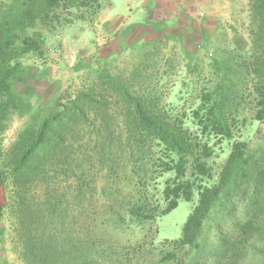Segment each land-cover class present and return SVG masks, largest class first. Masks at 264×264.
<instances>
[{"label": "rangeland", "instance_id": "rangeland-1", "mask_svg": "<svg viewBox=\"0 0 264 264\" xmlns=\"http://www.w3.org/2000/svg\"><path fill=\"white\" fill-rule=\"evenodd\" d=\"M89 2L61 3L45 19L16 32L17 42L37 32L43 45L17 58L19 66L8 96L20 97L22 108L9 106L0 130V171L4 172L0 264H43L36 250L29 262L25 251L28 235L52 237L54 246L67 251L63 256L68 264H84L80 259L73 261L72 253L79 255L88 245L93 254L89 264H220L210 252L220 236L235 232L225 210L226 217L214 214L206 221L200 252L185 247L176 250L173 258L162 259L165 252L174 250L170 241L180 237L186 216L197 202L195 190L190 201L179 200L176 208L153 220L140 223L126 214L129 201L137 196L151 205L159 202L163 208L162 189L174 177L172 170L163 167L166 162L173 164L174 154L147 137L144 154H132L128 145L121 153L115 145L106 149V159L99 157L95 148L107 136L106 127L100 125L103 120L111 124L116 142L119 138L124 142L129 135L123 122L127 103L119 94L107 91L101 106L85 102V117L77 124H67L61 154L58 148L50 151L58 159L50 162L48 152L41 151L36 167L43 170V179L35 178L30 170L15 183L10 163L15 145L36 130L44 115L69 105L79 93L98 92L112 81L117 88L146 98L157 113L197 134L200 127L194 111L205 94L212 92L215 98L219 78L231 74L227 59L241 61L240 57L251 52L255 23L250 0ZM204 15L200 24L198 19ZM234 90L237 110L228 115L232 137L199 133L213 149L206 159L211 177L202 179L206 185L216 182L234 141H246L253 152L263 142L264 120L254 118L251 83L242 78ZM93 98L100 102V96L93 94ZM111 155L112 163L107 160ZM190 163L189 159L184 180L194 178ZM18 193H24L32 211L41 214L30 226L18 212ZM248 194L242 185L226 197L235 219L243 217ZM121 217L120 223L114 221ZM240 263L251 264V257L245 254Z\"/></svg>", "mask_w": 264, "mask_h": 264}, {"label": "trees", "instance_id": "trees-1", "mask_svg": "<svg viewBox=\"0 0 264 264\" xmlns=\"http://www.w3.org/2000/svg\"><path fill=\"white\" fill-rule=\"evenodd\" d=\"M76 1L0 0V130L8 107L22 108L20 97L8 96L11 80L19 66L17 58L29 50L37 51L43 45V37L37 32L24 36L19 42L16 40V32L24 31L37 20L48 17L53 7L61 3L75 4ZM87 1H90L91 5L98 2V0H85V3ZM250 9L252 21L255 23L251 36V52L240 57L241 61L230 60L232 57L227 59L226 67L231 74L224 73L215 88L218 90L215 98L212 99V92L205 94L204 102L194 111V117L200 127L197 134L191 133L183 124H176L167 119L165 114L162 116L157 113L146 98L121 90L114 82L109 81L108 87L98 92L79 93L69 105H61L55 111L44 115L36 130L30 136H23L20 143L15 145L14 161L10 162L13 164L15 183L21 177L26 178L30 170L33 171L31 174L35 178L43 179V170L36 167L41 151L48 152L50 162L56 160L57 156H51L50 151L58 148L59 155L61 154L60 150L65 142L64 131L68 129L67 124L70 121L77 124L80 118L85 117V102H94L101 106L102 102H105V99L102 100L103 94L105 95L107 91V93L119 94L122 101L127 103L123 122L128 126L129 135L124 142L122 138L116 142L112 136L111 124L103 120L100 125L106 127L107 136L95 148L99 157L105 158L106 149H112L115 145L121 153L124 152L125 145H128L132 154L136 152L144 154L143 144L147 142V137L158 140L169 155L174 154L170 160L173 164L166 162L163 167L165 171L174 172V177L167 179L162 189L163 208H160L159 202L151 205L147 200H141L137 196L129 201L126 214L136 222L143 223L153 220L158 215L167 214L177 207L179 200L190 201L194 190L198 193L197 202L182 225L180 237L170 241L174 245V250L165 252L162 259L166 261L173 258L176 250L185 247L200 252L203 247L201 240L206 221L214 214H222L226 217L225 210L228 213V220L234 225L235 232L232 235L220 236L219 243L213 246L214 249L210 252L212 256L217 257L214 261L217 263L219 260L222 261L220 264H239L245 254H248L251 257V264H264V138L255 152L250 150L246 141H234L216 182L206 185L202 183V179L211 177V168L206 159L211 157L213 149L208 145V141H203L199 136L201 133L214 137H232V122H228V115L237 110L235 105L237 91L234 87L242 78L252 86L255 100L254 118L264 120V0H250ZM92 93L100 96V102L93 98ZM4 96H6L5 100ZM189 159L194 178L184 180ZM107 160L112 163V155ZM107 166L109 169L113 167L109 164ZM112 173L114 174L113 170ZM139 177L142 179V174H139ZM3 180L4 172L0 171V183ZM242 185L248 188L249 194L243 217L235 219L230 213L229 200L226 197ZM19 188H21L20 183ZM101 191L104 192V189ZM17 195L20 205L18 212L21 219L24 218L27 226H30L35 217L40 218L41 214L39 216L37 211H32V204L27 202L24 193ZM122 219L121 217L114 221L120 223L119 220ZM91 248L88 245L79 255L70 251L73 261L80 259L82 263L89 264L93 257ZM35 250L40 251L43 264H68L63 256L67 251L54 246L52 237L43 235L37 239L34 235H28L25 251L29 262L33 261L32 252L35 253ZM68 260H71L70 255Z\"/></svg>", "mask_w": 264, "mask_h": 264}, {"label": "crops", "instance_id": "crops-1", "mask_svg": "<svg viewBox=\"0 0 264 264\" xmlns=\"http://www.w3.org/2000/svg\"><path fill=\"white\" fill-rule=\"evenodd\" d=\"M170 1V3H171V0H169ZM177 1L178 0H176V3H177ZM206 14V13H205ZM205 15H204V17H202L201 19L199 18L198 20H199V22H200V24H203L204 22H203V19H205Z\"/></svg>", "mask_w": 264, "mask_h": 264}, {"label": "clouds", "instance_id": "clouds-1", "mask_svg": "<svg viewBox=\"0 0 264 264\" xmlns=\"http://www.w3.org/2000/svg\"><path fill=\"white\" fill-rule=\"evenodd\" d=\"M172 211V210H171ZM169 213V212H168ZM188 215V214H187ZM187 217V216H186ZM186 220V219H185Z\"/></svg>", "mask_w": 264, "mask_h": 264}]
</instances>
